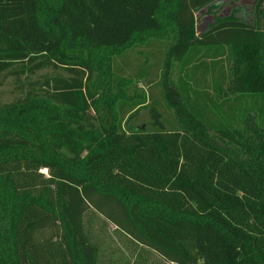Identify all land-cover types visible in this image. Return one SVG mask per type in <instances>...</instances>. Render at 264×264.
Masks as SVG:
<instances>
[{"label": "trees", "instance_id": "16d2710c", "mask_svg": "<svg viewBox=\"0 0 264 264\" xmlns=\"http://www.w3.org/2000/svg\"><path fill=\"white\" fill-rule=\"evenodd\" d=\"M219 1L0 0V76L70 73L0 111V264H264V26L235 9L199 34ZM168 31L174 120L127 130L95 71L112 93V57Z\"/></svg>", "mask_w": 264, "mask_h": 264}, {"label": "rangeland", "instance_id": "374dc122", "mask_svg": "<svg viewBox=\"0 0 264 264\" xmlns=\"http://www.w3.org/2000/svg\"><path fill=\"white\" fill-rule=\"evenodd\" d=\"M255 2V0L219 1L218 4L210 8H204L198 11L196 13V17L198 18V33L200 34L207 30L217 18L228 16L236 10L239 11V15L247 21H252L254 18L258 17L264 26V18H262L259 13V7H264V0H259L257 5L254 6ZM261 30H264V28ZM166 35H168V39H156L157 41H152V44H149V46H135L125 56L118 55L112 57V93L101 87L104 84L103 80L107 72L103 70V76L101 74V77H99V71H95L94 77L96 80L99 78L98 80L100 81L99 84V81L97 82V85L100 86L98 96L101 97L102 102H107L110 98L115 101L119 110L122 111V125L127 130L130 128H152L153 110L159 113V118L161 119L164 117L169 120H174V109L167 106L168 102L165 98L163 73L165 71V62L170 59L173 66L171 80L174 82L175 86H178L180 82L179 77L181 75L179 70L181 61L175 57H169L168 49L170 44L173 43L174 35L170 31H168ZM69 75L70 73L65 67H47L38 70L34 74H30L26 72L25 66H17L15 69L3 73L0 76V111L7 105L26 99L29 94L41 98L42 95L44 96L46 94V87L44 85L46 79L54 76L68 77ZM210 78L211 75H209L208 79ZM119 79L123 80L124 83L131 82L124 86L125 91L122 93H120L121 91L118 86L120 82L117 80ZM211 89L213 95H215L213 87H211ZM221 99L222 98L218 99V101L221 102ZM242 100L243 101L238 103L237 106L241 107V111L243 112L242 107L246 108L244 104L249 101V98H243ZM121 101L124 102L122 108L119 107ZM138 103H140V105H137ZM104 106L106 105L101 104V110L104 109ZM231 109L232 107L230 106L227 111L231 113ZM25 119V116L20 115L15 117L14 121L20 122L25 121ZM35 121L38 122L37 119H35ZM239 122L240 119L236 117L234 124ZM210 133L214 134L211 131ZM41 171L48 175V170L46 168ZM110 230H113V226ZM109 238H112L110 241L111 246L113 245L116 248L118 246L122 250L127 249L124 242L120 241L115 234H110ZM124 256L130 259L127 251L122 252V255L116 257L120 259V262H124L126 260ZM152 257L156 256L152 255L151 258ZM157 259L160 260L159 257H157ZM104 264L107 263L104 262ZM108 264H112V260H110Z\"/></svg>", "mask_w": 264, "mask_h": 264}]
</instances>
